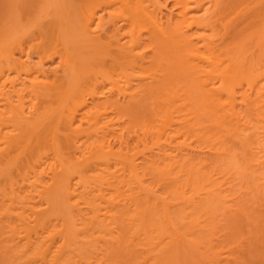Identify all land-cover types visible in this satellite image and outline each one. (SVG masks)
I'll use <instances>...</instances> for the list:
<instances>
[{"label":"bare ground","instance_id":"1","mask_svg":"<svg viewBox=\"0 0 264 264\" xmlns=\"http://www.w3.org/2000/svg\"><path fill=\"white\" fill-rule=\"evenodd\" d=\"M171 1L0 0V261L249 264L264 0Z\"/></svg>","mask_w":264,"mask_h":264},{"label":"rangeland","instance_id":"2","mask_svg":"<svg viewBox=\"0 0 264 264\" xmlns=\"http://www.w3.org/2000/svg\"><path fill=\"white\" fill-rule=\"evenodd\" d=\"M162 1H163V3H165V2L167 3V8L162 11L163 20L168 18L167 14L169 15V14L172 13L174 15L172 21L174 22L176 20L175 18H176V13L177 12H175V10L173 11V7H172V3H171L172 1L171 0H162ZM247 183L250 185L249 182H247ZM247 183H244V184L246 186H248ZM243 185H242V187H243ZM249 187H252V186H249ZM247 189L248 188H246V190ZM249 189L247 191H249ZM251 191H252V188H251L250 192ZM249 195H248V198L246 196V198L243 199L244 202L247 201L248 203H250L251 201L254 200V199L253 200H251V199L249 200V198H251V196H249ZM253 197L256 198V196H254V195H253ZM246 199H248L249 201L246 200ZM259 201H260V199H259ZM255 202H254L255 204L254 203L253 204H249V208L250 209L248 208V206L246 207L248 209L246 210V213L244 212L245 214H243L244 215L243 217L241 216V214L239 215L240 218L241 217L243 218L242 219L243 220V224L241 225V227L239 229V238H240L239 242H237V239H236V242H237L238 246H241L239 248L242 249V254L245 257V260H247L249 262V264H257V263H261L262 264V263H264V259H261L263 257L262 255L264 254V248H262V247H264L263 246L264 244L262 245V242L264 243V239H263L264 236H262V238H261V235H264V233H263L264 232V230H263L264 228L262 226L264 224V216H263L264 215V204H263L264 202H263V200L260 201L262 203V205H259L260 202L257 203L258 201L256 199H255ZM248 203H246V204L248 205ZM1 254H2V252H1ZM1 254H0V256H1ZM3 259L4 258L2 257V261H0L1 264L4 263ZM4 261L6 262L4 264H7L8 261L6 260V258H5Z\"/></svg>","mask_w":264,"mask_h":264}]
</instances>
